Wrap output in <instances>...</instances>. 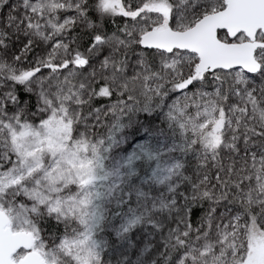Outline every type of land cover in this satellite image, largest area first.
<instances>
[{
	"label": "snow or ice",
	"instance_id": "1",
	"mask_svg": "<svg viewBox=\"0 0 264 264\" xmlns=\"http://www.w3.org/2000/svg\"><path fill=\"white\" fill-rule=\"evenodd\" d=\"M169 100L168 120L196 153L189 188L175 202L164 191L128 198L121 222L178 209L162 264H257L264 0H0V264H103L98 182L135 167L117 158L106 172L105 142L126 113ZM153 140L133 144L162 163Z\"/></svg>",
	"mask_w": 264,
	"mask_h": 264
},
{
	"label": "rangeland",
	"instance_id": "2",
	"mask_svg": "<svg viewBox=\"0 0 264 264\" xmlns=\"http://www.w3.org/2000/svg\"><path fill=\"white\" fill-rule=\"evenodd\" d=\"M12 2L13 0H9V5ZM7 7L8 6L6 5L5 11L7 10ZM170 102L171 100L165 101V103L158 108L160 115L165 118H167L168 114L167 105L170 104ZM139 136H147L149 138L156 137V140H153L152 142L161 152L162 163H158L155 160H141L140 156L137 154V149H141L142 142H137L135 144L132 142L129 144L132 145V147H129V145L124 146V131L123 134L119 135L115 141L111 143L105 142V160L107 161L105 169L106 172L111 170V162L113 159L117 158H119L117 159L118 164L120 159L131 160L135 164V167L131 168L128 172H120V174L116 176H109L102 173L104 178L98 182V190L102 192V196L97 204L99 220L97 222V228L94 236L99 253L101 248L103 249L106 245L104 240L106 236L104 234L101 235V230L110 210L112 193L124 177H132L129 181V185H131L132 188H128L126 192L128 195L126 196V200H128V198H132L134 200L145 195H148L151 199L152 197L158 196L162 191V188L166 191L169 183H171L174 184L175 193L171 195V198L172 201L175 202L178 196L182 194L186 188H189V185L185 183L184 178L190 177L195 170L196 153L187 148L183 131L177 125H174L168 120L165 127L152 132H149L148 129H144ZM133 158L135 159L133 160ZM176 163L181 165L178 176H171L169 175L171 165ZM124 166L127 167V164ZM72 167H75V165H72ZM117 171H119V168H117ZM165 177H167V182H165ZM153 210H157V206L155 204L153 205ZM176 211H178V209H173L172 212H169L168 210L159 212V214L154 217L155 220L149 221L148 226H144L142 229H138L140 225L139 223H141L144 219L149 218L150 214H146L145 217L130 226L121 222L120 215L116 224L111 226L113 235L122 236V234L130 230L136 231L134 234L125 239L124 250H126V254L120 260L119 264H154V260L146 258L148 250L153 247L152 238L154 236V230L156 229H150V224L151 222H154V224L160 223L163 215L166 217L172 216ZM119 249L117 250L118 252ZM102 255H104V253H102ZM116 255H118V253H116ZM109 260L110 258L108 257V260H102V262L105 264L106 262H109ZM170 264H172V261ZM257 264H264V242L257 245Z\"/></svg>",
	"mask_w": 264,
	"mask_h": 264
},
{
	"label": "trees",
	"instance_id": "3",
	"mask_svg": "<svg viewBox=\"0 0 264 264\" xmlns=\"http://www.w3.org/2000/svg\"><path fill=\"white\" fill-rule=\"evenodd\" d=\"M113 102L112 100H109L107 98L104 99H97L94 107H105L107 104ZM123 122L125 125H127L124 129L125 133V141L124 146L129 145L133 142V140L136 138L137 135H139L144 129H148L152 127L153 129L157 130L160 128H163L167 125L168 120L164 116L160 115V111L158 108H153L149 112H143V111H137L135 113H126L124 117H122ZM149 121L152 122L151 125H149ZM139 130V131H137ZM196 167V165H195ZM132 179L131 176H126L122 179V181L115 187L113 193H112V203L110 206V210L108 212L105 224L101 230V235H105L104 238L106 245L101 248L100 254L101 259L106 261L108 260V257L110 258L109 262H106L105 264H119L120 260L123 258V256L126 254L125 249V239L134 234V230H130L122 236H115L113 235V232L111 230V226L116 224L118 221L121 213L118 211L119 208L122 206H126L129 199L126 200L127 190L129 188V181ZM161 189V187H160ZM159 189V190H160ZM161 191V190H160ZM162 191L165 192V195H173V193L166 192L165 189L162 188ZM161 191V192H162ZM175 194V193H174ZM193 211L196 213V221L199 222L201 219L204 209H196L194 208ZM166 218V219H165ZM173 219L172 216L166 217L163 215L162 220L160 223L154 224V222H151L150 229L156 228L154 230V236L152 238L153 247H151L147 254L146 258H149V260H154V264H162L163 256L162 251L164 249V246L166 244V237L168 235V227L171 224ZM154 217H149L144 219L141 223H139V228L142 229L144 226H148L149 221H154ZM52 230H56V226H52ZM58 234V233H57ZM120 248V249H119ZM119 249V252L117 251ZM104 253V255H102ZM118 253V255H116ZM171 259L168 261V264L171 263Z\"/></svg>",
	"mask_w": 264,
	"mask_h": 264
}]
</instances>
